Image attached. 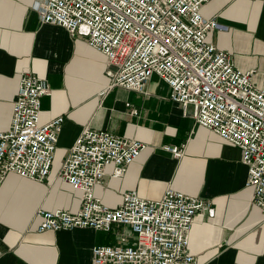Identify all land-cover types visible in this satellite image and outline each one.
<instances>
[{"label": "crops", "instance_id": "crops-1", "mask_svg": "<svg viewBox=\"0 0 264 264\" xmlns=\"http://www.w3.org/2000/svg\"><path fill=\"white\" fill-rule=\"evenodd\" d=\"M37 1L0 0V130L11 126L25 73L51 90L41 99V123L64 122L47 179L9 174L0 189V264H92L94 247L120 244L119 226L37 232L38 209L79 210L81 193L59 178V170L86 127L147 146L120 176L114 165L107 167L95 187L104 205L117 208L130 191L145 200L159 199L168 188L200 197L213 211L197 215L191 229L188 251L198 264H264V214L252 202L239 149L199 126L190 108L185 115L158 76L142 92L112 86L107 58L85 36L43 24L33 9ZM201 13L226 27L209 31L207 41L230 53L234 67L254 71L255 86L264 87V0H211ZM167 146H183L182 158Z\"/></svg>", "mask_w": 264, "mask_h": 264}, {"label": "built area", "instance_id": "built-area-1", "mask_svg": "<svg viewBox=\"0 0 264 264\" xmlns=\"http://www.w3.org/2000/svg\"><path fill=\"white\" fill-rule=\"evenodd\" d=\"M211 0H42L33 5L43 24L57 25L107 58L112 86L144 91L153 76L168 87L170 99L195 122L237 147L247 168L246 186L264 214V87L254 71L234 67L230 53L207 41L211 30L226 29L207 19ZM47 81L25 73L19 81L8 130H0V189L9 174L43 183L50 175L63 117L41 123ZM136 113V111H133ZM147 146L86 127L71 147L59 178L81 193L75 213L38 209L37 232L123 228L119 245L92 249V264H198L188 251L195 218L212 213L211 203L171 188L157 200L125 192L115 208L95 196L109 165L115 176L135 162ZM184 147L165 150L181 159Z\"/></svg>", "mask_w": 264, "mask_h": 264}, {"label": "rangeland", "instance_id": "rangeland-1", "mask_svg": "<svg viewBox=\"0 0 264 264\" xmlns=\"http://www.w3.org/2000/svg\"><path fill=\"white\" fill-rule=\"evenodd\" d=\"M190 111H192V108L190 107Z\"/></svg>", "mask_w": 264, "mask_h": 264}]
</instances>
